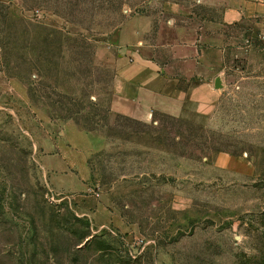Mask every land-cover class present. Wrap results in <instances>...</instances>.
<instances>
[{"label":"rangeland","instance_id":"1","mask_svg":"<svg viewBox=\"0 0 264 264\" xmlns=\"http://www.w3.org/2000/svg\"><path fill=\"white\" fill-rule=\"evenodd\" d=\"M163 1L0 0V264H264V16L216 22L264 0ZM136 47L166 104L112 94Z\"/></svg>","mask_w":264,"mask_h":264},{"label":"crops","instance_id":"2","mask_svg":"<svg viewBox=\"0 0 264 264\" xmlns=\"http://www.w3.org/2000/svg\"><path fill=\"white\" fill-rule=\"evenodd\" d=\"M162 14L166 16H175L179 13L178 4L166 0L161 3ZM264 16V2L260 1H244L240 5L234 6L231 3H225L221 11H219L217 23H233L241 19L242 17H263ZM174 19V18H173ZM145 24H148L149 19L145 17L143 20ZM166 23H171V19L167 18ZM201 25L199 26V28ZM173 38L172 42L168 45V54H172L174 59L183 57L184 55L192 56L199 53V46L194 45V39L190 30H186L180 24L174 23L172 25ZM148 30V26L146 27ZM119 38L124 42H130L133 44L140 43L138 40L140 31H128L124 25L119 34ZM125 39V40H124ZM127 39V40H126ZM130 40V41H129ZM140 41V42H139ZM147 51V47L143 46ZM142 48L136 47L133 50L127 52V54H136V58L131 62H127L126 58L121 57L116 61V71L111 80L110 88L113 95L122 102H131L133 109L141 111L145 108L152 106L153 104H166L167 96L170 93H176L180 91L178 89L177 78H170L162 74V70L159 73L156 71L155 63L148 57H142L139 54H145ZM149 54V53H147ZM198 57V56H197ZM182 75L187 76L188 72H182ZM126 113L129 114L128 107H124ZM71 127V125H70ZM73 127V126H72ZM88 137V144L92 145L96 141V137L92 132L83 131Z\"/></svg>","mask_w":264,"mask_h":264},{"label":"water","instance_id":"3","mask_svg":"<svg viewBox=\"0 0 264 264\" xmlns=\"http://www.w3.org/2000/svg\"><path fill=\"white\" fill-rule=\"evenodd\" d=\"M222 85H221V82H220V78H219V76H215L214 78H213V81H212V87L214 88V89H217V88H220Z\"/></svg>","mask_w":264,"mask_h":264}]
</instances>
